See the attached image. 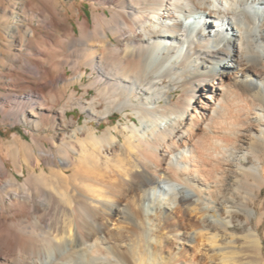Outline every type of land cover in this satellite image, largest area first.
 <instances>
[{
  "label": "bare ground",
  "instance_id": "1",
  "mask_svg": "<svg viewBox=\"0 0 264 264\" xmlns=\"http://www.w3.org/2000/svg\"><path fill=\"white\" fill-rule=\"evenodd\" d=\"M84 1L92 21L77 0H42L23 77L36 91L2 109L36 134L0 139V264H264V0ZM28 2L0 0L20 56ZM67 66L68 100L50 104ZM115 112L131 124L91 125ZM8 158L18 176L31 166L23 180Z\"/></svg>",
  "mask_w": 264,
  "mask_h": 264
},
{
  "label": "rangeland",
  "instance_id": "2",
  "mask_svg": "<svg viewBox=\"0 0 264 264\" xmlns=\"http://www.w3.org/2000/svg\"><path fill=\"white\" fill-rule=\"evenodd\" d=\"M5 6V8L8 11L12 10V5H14L17 0H1ZM63 3H68L67 0H62ZM76 8L80 9L81 13V19L82 20H90L92 21V4L88 1L82 2V0H77ZM48 10L47 6L44 5L42 0H29L28 2V14L29 16H33L32 21H24V23L31 26L27 32H25V43L23 46H29L26 50L23 48V54L21 55L18 51L17 46H12L11 44V38L8 35L7 27L9 23H13V19L8 14L7 18L3 14H0V139L5 141L6 143L12 142L16 137L22 138L24 141H29L31 144H33V137L35 136V132L27 125L16 122L13 120L12 116L10 114H21L20 110L22 109V104L25 105L26 101H23V98L26 97L28 94H32L36 91L37 87V79L34 76H29L30 78H23L25 74V68H26V61L25 57L28 59H33L35 57H32L34 53H30L32 50L34 44L33 39L29 38L28 32H31L32 29H35L37 33L39 34V39H44L43 33L48 32L47 28H43V24L41 23V20L39 19V15L43 12H46ZM37 17V18H36ZM78 21L79 17L76 16L75 18L70 17V22L75 26L78 34H79V28H78ZM59 31V36H62L64 32H67V26L61 25L57 28ZM58 35L54 38H58ZM61 39V37H60ZM37 45V44H36ZM61 47V45H60ZM18 52V53H17ZM27 53H30L27 56ZM18 54V55H17ZM13 55H17V58H14ZM71 56V51L67 47L66 52L62 53L61 56L56 60H72L69 57ZM65 80L60 81L56 87H53L52 85L48 84L45 87L44 96L46 99H48V103H52V101H55V99H58L59 103H61L60 106H63L66 101L68 100V97L70 95V86L69 82L70 79H72L75 76V72L71 70L70 66H67L65 68ZM4 76L9 77L11 80L6 81V78ZM57 77V74H53L51 78ZM25 79V81H24ZM49 80V79H48ZM47 80V81H48ZM75 94L77 98H82L84 96V88L81 85H77L74 88ZM91 93H89L86 97L88 99H92L94 97V94L96 93L95 90H91ZM9 112L4 113L2 111ZM69 120L72 121V117L75 116L77 120L76 127L80 126V124L84 125L85 121L88 119V115L84 113L79 108H75L74 110L70 111L68 113ZM114 115L116 117L113 121H108L107 119L102 120H95L91 123V125L97 130L98 132H103L108 128H113L115 126H118L122 123H129L126 120V117L123 113L115 112ZM80 123V124H79ZM34 133V134H33ZM47 134H55V132L52 130L51 132H48ZM41 142H44L47 146L48 151L57 153L56 149L53 146V143L51 140L47 139H41ZM57 143L59 141L57 140ZM6 164L8 166V169L17 176L20 180H23V176H27L30 172V165H25L23 170V175L18 176L17 172L15 171L14 163L12 158L6 159ZM58 165L61 166L58 159ZM62 167V166H61ZM46 169L49 170L50 167L45 163L41 162L38 166L37 170L40 172V170ZM256 217V215H255ZM253 218V222L256 221V218ZM244 220V221H243ZM235 224L238 227L245 226V228L249 229L250 225L246 223L245 218L242 216V219H235ZM262 235L264 236V225L261 228Z\"/></svg>",
  "mask_w": 264,
  "mask_h": 264
},
{
  "label": "trees",
  "instance_id": "3",
  "mask_svg": "<svg viewBox=\"0 0 264 264\" xmlns=\"http://www.w3.org/2000/svg\"><path fill=\"white\" fill-rule=\"evenodd\" d=\"M116 116V115H115Z\"/></svg>",
  "mask_w": 264,
  "mask_h": 264
}]
</instances>
